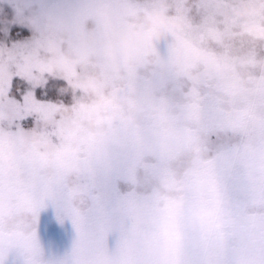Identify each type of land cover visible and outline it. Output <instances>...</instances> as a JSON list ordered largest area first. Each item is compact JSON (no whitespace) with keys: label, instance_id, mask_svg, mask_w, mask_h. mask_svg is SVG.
<instances>
[{"label":"rangeland","instance_id":"rangeland-1","mask_svg":"<svg viewBox=\"0 0 264 264\" xmlns=\"http://www.w3.org/2000/svg\"><path fill=\"white\" fill-rule=\"evenodd\" d=\"M0 264H264V0H0Z\"/></svg>","mask_w":264,"mask_h":264},{"label":"clouds","instance_id":"clouds-1","mask_svg":"<svg viewBox=\"0 0 264 264\" xmlns=\"http://www.w3.org/2000/svg\"><path fill=\"white\" fill-rule=\"evenodd\" d=\"M205 223L208 224L209 226H211V220L210 219L206 220Z\"/></svg>","mask_w":264,"mask_h":264}]
</instances>
